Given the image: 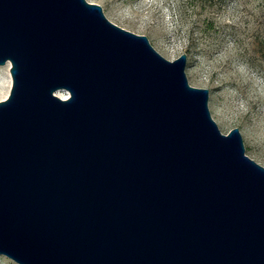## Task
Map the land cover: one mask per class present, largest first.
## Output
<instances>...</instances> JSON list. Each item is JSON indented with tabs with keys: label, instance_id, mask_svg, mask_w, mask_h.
Instances as JSON below:
<instances>
[{
	"label": "water",
	"instance_id": "water-1",
	"mask_svg": "<svg viewBox=\"0 0 264 264\" xmlns=\"http://www.w3.org/2000/svg\"><path fill=\"white\" fill-rule=\"evenodd\" d=\"M187 62L87 0H0V256L264 264V167Z\"/></svg>",
	"mask_w": 264,
	"mask_h": 264
},
{
	"label": "rangeland",
	"instance_id": "rangeland-1",
	"mask_svg": "<svg viewBox=\"0 0 264 264\" xmlns=\"http://www.w3.org/2000/svg\"><path fill=\"white\" fill-rule=\"evenodd\" d=\"M87 1L119 27L148 37L166 59L186 54L188 83L209 91L220 132L238 128L246 156L264 167V0ZM12 84L10 65L0 67V101ZM0 264L17 263L0 256Z\"/></svg>",
	"mask_w": 264,
	"mask_h": 264
},
{
	"label": "bare ground",
	"instance_id": "bare-ground-1",
	"mask_svg": "<svg viewBox=\"0 0 264 264\" xmlns=\"http://www.w3.org/2000/svg\"><path fill=\"white\" fill-rule=\"evenodd\" d=\"M67 95H68V92H67V94H66V97H64L63 99H67V98H68Z\"/></svg>",
	"mask_w": 264,
	"mask_h": 264
}]
</instances>
